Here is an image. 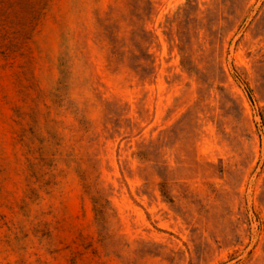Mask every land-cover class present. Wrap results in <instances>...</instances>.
<instances>
[{
	"label": "rangeland",
	"instance_id": "rangeland-1",
	"mask_svg": "<svg viewBox=\"0 0 264 264\" xmlns=\"http://www.w3.org/2000/svg\"><path fill=\"white\" fill-rule=\"evenodd\" d=\"M0 264H264V0H0Z\"/></svg>",
	"mask_w": 264,
	"mask_h": 264
}]
</instances>
